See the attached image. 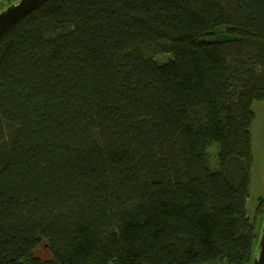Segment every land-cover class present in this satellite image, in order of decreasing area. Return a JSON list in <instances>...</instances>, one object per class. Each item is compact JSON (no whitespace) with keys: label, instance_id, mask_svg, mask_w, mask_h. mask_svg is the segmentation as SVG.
I'll return each instance as SVG.
<instances>
[{"label":"trees","instance_id":"16d2710c","mask_svg":"<svg viewBox=\"0 0 264 264\" xmlns=\"http://www.w3.org/2000/svg\"><path fill=\"white\" fill-rule=\"evenodd\" d=\"M256 100L264 0H46L0 36V264H253Z\"/></svg>","mask_w":264,"mask_h":264},{"label":"rangeland","instance_id":"374dc122","mask_svg":"<svg viewBox=\"0 0 264 264\" xmlns=\"http://www.w3.org/2000/svg\"><path fill=\"white\" fill-rule=\"evenodd\" d=\"M11 0L0 1V12L6 9V5ZM17 2V0H16ZM171 56L160 55L156 57V61L160 64L166 63ZM254 112V120L250 127L252 138V164L250 169V185L249 198L247 202V212L249 218L257 225V232L261 233L264 224L263 214L259 212L260 200L264 199V101L256 100L252 104ZM219 150L218 145H214L212 152ZM213 158V156H212ZM42 256H47V251L44 249ZM208 264H226L224 262H213Z\"/></svg>","mask_w":264,"mask_h":264},{"label":"water","instance_id":"95a60500","mask_svg":"<svg viewBox=\"0 0 264 264\" xmlns=\"http://www.w3.org/2000/svg\"><path fill=\"white\" fill-rule=\"evenodd\" d=\"M46 0H17L0 12V36L18 20L38 8ZM253 264H264V224Z\"/></svg>","mask_w":264,"mask_h":264},{"label":"built area","instance_id":"2783aa9c","mask_svg":"<svg viewBox=\"0 0 264 264\" xmlns=\"http://www.w3.org/2000/svg\"><path fill=\"white\" fill-rule=\"evenodd\" d=\"M1 1V0H0Z\"/></svg>","mask_w":264,"mask_h":264}]
</instances>
